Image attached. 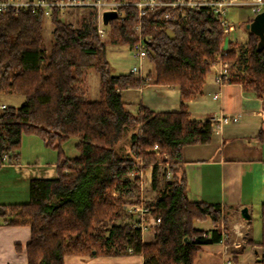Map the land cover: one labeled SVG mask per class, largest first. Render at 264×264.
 I'll return each mask as SVG.
<instances>
[{
	"label": "trees",
	"instance_id": "1",
	"mask_svg": "<svg viewBox=\"0 0 264 264\" xmlns=\"http://www.w3.org/2000/svg\"><path fill=\"white\" fill-rule=\"evenodd\" d=\"M105 1L118 3L117 10L123 12L108 26L112 44L133 47L138 41L135 27L140 24L156 83L180 89L181 110L157 113L141 107L137 113L128 111L122 92L141 88L145 79L132 73L114 74L107 44L96 25L72 28L61 19L60 8L52 6L50 19L55 28L48 52L43 7L0 12V96L24 98L17 107L5 104L2 109L0 105V166L4 153H11L9 163L17 160L15 151L24 136L39 137L58 154V177L33 179L30 202L0 206V224L30 226L28 264H64L69 256H121L129 248L143 256L144 264H194L201 247L221 242L222 225L228 226L220 204L188 199L183 171L184 147L208 144L212 139L211 121L192 120L185 102L203 93L211 63L224 45L222 27L208 9L165 22L164 7L140 15L136 6L140 0ZM246 32L249 51L232 49L228 59L246 70L247 75L237 82L263 100L264 110V50L258 48L259 37ZM91 69L100 80L95 101L79 90ZM258 136L264 142V130ZM71 138L79 139L80 156L73 159L62 149ZM155 146L168 156L162 162L168 163L164 176L169 172L171 181L164 185L158 178ZM151 166V188L160 193L154 203L146 204L162 218V225L155 240L148 243L131 224L112 222L120 205L135 198L139 202L137 174ZM208 220L211 230L197 226ZM261 222L259 245L264 246V206ZM208 234L210 238L205 237Z\"/></svg>",
	"mask_w": 264,
	"mask_h": 264
},
{
	"label": "crops",
	"instance_id": "2",
	"mask_svg": "<svg viewBox=\"0 0 264 264\" xmlns=\"http://www.w3.org/2000/svg\"><path fill=\"white\" fill-rule=\"evenodd\" d=\"M242 9L236 7L231 10ZM242 20L246 21L247 29L254 18L242 17ZM245 34L248 35L247 32ZM124 48L116 46L113 52L118 53ZM141 65V78L145 79L146 84L122 92L125 108L133 113L139 112L141 107L157 113L179 112L183 104L180 89L158 85L154 64L143 61ZM216 95L217 99L214 98ZM5 97L17 96L1 95L0 105H8L3 100ZM185 106L190 118L196 121H211L222 114L240 115L238 122L224 125L221 130L214 129L210 143L188 145L183 150L188 199L220 204L227 229L235 240L229 246L222 242L203 245L194 264H264V246L259 245L262 241L261 210L264 206V142L258 136L264 130L263 100L248 90L244 83L235 81L220 86L210 73L202 95L186 101ZM37 138L28 136L27 145L15 151L19 155L17 160L0 166V206L27 204L30 202L33 179L58 177L57 152L47 148ZM78 143L79 139L74 138L75 151L66 152L68 158L80 156ZM243 208H248L249 220L241 217ZM253 216L259 219L261 227L254 229ZM197 226L204 230L212 229L210 220ZM237 232L245 236H238ZM210 236L208 234L207 238ZM150 237L144 241L153 242ZM30 241V226L0 224V264H28L26 247ZM64 264H144V259L137 254L69 256Z\"/></svg>",
	"mask_w": 264,
	"mask_h": 264
},
{
	"label": "built area",
	"instance_id": "3",
	"mask_svg": "<svg viewBox=\"0 0 264 264\" xmlns=\"http://www.w3.org/2000/svg\"><path fill=\"white\" fill-rule=\"evenodd\" d=\"M52 6H57L60 8V13L63 15L67 9L77 8L83 10H97L99 12L98 20L99 24L97 26V31L102 40L108 37V31L102 24V13L106 10L118 9L119 4L112 1L107 2L105 0H59L55 3H48L45 0H0V12H5L9 9H13L15 12L26 11L30 8L43 7L45 9L46 17H51ZM139 9L140 15L148 10H156L160 7H164L165 11L163 13V20L165 22H173L181 19H185L190 11H199L202 9L211 10L219 21L222 27L225 40L222 50L219 52L217 57L211 63V70L214 74L215 81L220 85L224 86L234 81L233 68L236 67L234 60L228 59L230 51L233 49V45L238 41L242 40L243 37L236 36L235 34L240 30V26L234 24L228 19L229 11L232 8H249L254 16L261 13L264 10V0H170L168 2H160L159 0H140L136 3ZM119 15H123V12L119 11ZM135 32L138 37L137 43L131 47L134 58L137 60L138 65H134L130 73L141 77L142 62L148 60V46L146 44V39L142 36L141 25L135 27ZM235 35V36H234ZM215 99L218 95L214 96ZM5 104L1 105L4 109ZM240 120V115H226L222 114L219 117H213L211 123L213 129L221 130L224 125L236 123ZM152 151L157 152V156L160 154L158 146H155ZM11 158V153H4L2 157V164H8ZM165 161H168V156H165ZM164 161V160H163ZM162 161L158 164L160 165ZM168 166V163H166ZM148 171H150L151 176L149 177ZM147 173L140 172L138 177L141 179V186H151L153 180V167L151 166ZM168 179H171V174L168 172ZM144 178L146 184H144ZM143 179V180H142ZM171 181V180H170ZM169 181V182H170ZM125 211L128 215L125 219V223L131 224L134 228L140 230L143 241L146 240L147 236H151L154 240L156 236L160 233L162 218L155 215L152 208L149 207L144 199L138 203L130 204ZM222 243L229 246L230 233L225 230L222 225ZM238 236L243 237L242 232H237ZM207 235H205L206 237ZM245 236V235H244ZM128 254H133V249H128Z\"/></svg>",
	"mask_w": 264,
	"mask_h": 264
},
{
	"label": "rangeland",
	"instance_id": "4",
	"mask_svg": "<svg viewBox=\"0 0 264 264\" xmlns=\"http://www.w3.org/2000/svg\"><path fill=\"white\" fill-rule=\"evenodd\" d=\"M98 15H99V12L97 10H94V9L93 10H90V9L83 10V9H77V8H75V9L70 8V9H67L63 15L61 14V19L66 24L70 25L72 28L80 29V28H83V26H85L88 23H91L93 26L96 25V27H97L99 24ZM242 17H246V18L249 17V18L253 19L255 16L251 13V10L249 8H243L242 10H230L229 11L228 19L236 25L240 26V24H244ZM242 26H240V30L235 35L237 36L239 34V36H242L243 39L238 41L236 44L233 45L234 51H236V50L240 51V48L242 51H246V50L249 51V49H250L249 36L245 34L247 29L246 30L244 29L246 26H245V24L243 27ZM43 28H44V37H45V49L49 52V51H51V48H52L53 31L55 28L53 23L51 22L50 17H46V19L44 21ZM105 29L108 31V37L102 41L105 42L108 46L107 47L108 59L112 65V68L114 69V74H124V73L129 72V70H131V68L134 65H138L137 60L134 58V55L132 53V49L126 45H113L112 41H111V30L108 26H105ZM116 46H125V48L120 50L118 53L113 52V49L116 48ZM238 53H240V52H238ZM146 61H148L149 64L151 63L149 60H146ZM235 62H236V60H235ZM233 72H234V74H233L234 80L233 81H238L240 76L245 77L247 75L246 70L239 67V65L237 63H236V67L233 68ZM212 75L214 76L213 73H212ZM79 90H80V93L85 95L90 101H95L99 98L100 80H99V75L95 70L91 69V71H89V73L87 74V78L85 77V81L79 87ZM3 100L5 102H7L8 105H10L12 107H17V106L21 105L24 101L23 97H21V96L5 97ZM27 138H28V136L23 137L21 147L27 145V142H26ZM34 138H37V137L34 136ZM62 149L65 152V154H66V152L69 153L72 150L75 151L74 138H71L67 142H65L64 145L62 146ZM51 150H53V149H51ZM165 156L166 155L159 154L157 156L159 162L163 161V160H167V159H165ZM167 167L168 166H166L163 162H161V164L159 165L158 178H159L160 184H163V185L166 184V182L171 180V179H168V176L167 177L164 176V172L167 170ZM148 170L149 169L142 171L143 174L147 173ZM148 175H149V177L151 176L150 171H148ZM146 180L144 178V184H146ZM159 193L160 192L158 190H153L151 188V186H145L144 188L141 186V191H140V195L138 198H139V201L141 200V198H143L145 203H147V202L148 203H154L156 200V197L158 196ZM136 201H138L137 198H135L131 201L130 200L126 201L127 203L120 205V207L118 209L117 216L113 220L112 224L113 223L114 224L125 223V219H126V217H128V215L125 211V208H127L130 204L136 203ZM252 222L254 224V229H256L258 226H260V221L256 216H253ZM224 228L227 230L225 225H224ZM229 233H230V238H233L232 233L230 231H229ZM147 238H148V236L146 237V240H149ZM150 239H153V238L150 237ZM234 241L235 240L233 239V242ZM232 244L233 243H231V245Z\"/></svg>",
	"mask_w": 264,
	"mask_h": 264
},
{
	"label": "water",
	"instance_id": "5",
	"mask_svg": "<svg viewBox=\"0 0 264 264\" xmlns=\"http://www.w3.org/2000/svg\"><path fill=\"white\" fill-rule=\"evenodd\" d=\"M119 17V11L117 9L106 10L102 13V24L109 26L110 23ZM247 29L259 37L258 48L260 51L264 50V10L254 17V20L247 25ZM241 217L244 220L250 219L248 208L241 210Z\"/></svg>",
	"mask_w": 264,
	"mask_h": 264
}]
</instances>
